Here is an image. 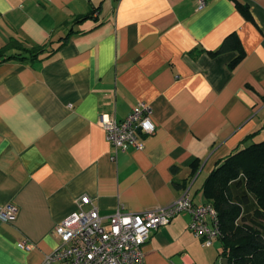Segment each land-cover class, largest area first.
I'll return each mask as SVG.
<instances>
[{"label": "crops", "instance_id": "crops-1", "mask_svg": "<svg viewBox=\"0 0 264 264\" xmlns=\"http://www.w3.org/2000/svg\"><path fill=\"white\" fill-rule=\"evenodd\" d=\"M231 33L245 52L234 69L236 50L210 53ZM42 45L33 60L6 58ZM0 51V205L18 208L0 225V264H43L85 194L101 215L165 206L185 189L208 202L216 163L264 140V0H0ZM140 101L154 131L113 160L99 117ZM189 220L153 230L144 264H222L221 241L203 245ZM24 236L33 249L16 246Z\"/></svg>", "mask_w": 264, "mask_h": 264}, {"label": "built area", "instance_id": "built-area-1", "mask_svg": "<svg viewBox=\"0 0 264 264\" xmlns=\"http://www.w3.org/2000/svg\"><path fill=\"white\" fill-rule=\"evenodd\" d=\"M205 0H199L200 5ZM152 106L144 101L136 103L121 119L101 114L99 124L113 147L111 159L117 152L141 150L143 135L154 131ZM15 203L0 205V225L16 219ZM178 213L190 215L188 229L203 245L209 246L221 235L217 211L211 202L196 203L185 189L170 204L139 212L125 211L121 206L108 215H101L88 195L77 200V207L54 227L59 238L55 250L47 254L43 264H144L143 244L151 232L167 224ZM16 246L29 251L35 247L24 236Z\"/></svg>", "mask_w": 264, "mask_h": 264}, {"label": "trees", "instance_id": "trees-1", "mask_svg": "<svg viewBox=\"0 0 264 264\" xmlns=\"http://www.w3.org/2000/svg\"><path fill=\"white\" fill-rule=\"evenodd\" d=\"M238 9L249 16L245 5L236 2ZM96 7L74 18L77 23L93 17ZM17 41V40H16ZM46 45L23 48L6 58L28 61L45 52ZM236 50L229 62L234 69L244 58L245 52L235 33L225 37L212 55ZM1 56L3 52L0 51ZM196 166H193V171ZM201 191L215 207L221 235L220 256L225 264H264V140L246 147L235 148L222 158L204 179ZM251 211V216L245 212ZM263 228V229H262Z\"/></svg>", "mask_w": 264, "mask_h": 264}, {"label": "rangeland", "instance_id": "rangeland-1", "mask_svg": "<svg viewBox=\"0 0 264 264\" xmlns=\"http://www.w3.org/2000/svg\"><path fill=\"white\" fill-rule=\"evenodd\" d=\"M201 179V177L196 181V183ZM247 216H251V211L245 212ZM264 224V221H261ZM263 229V228H262Z\"/></svg>", "mask_w": 264, "mask_h": 264}, {"label": "water", "instance_id": "water-1", "mask_svg": "<svg viewBox=\"0 0 264 264\" xmlns=\"http://www.w3.org/2000/svg\"><path fill=\"white\" fill-rule=\"evenodd\" d=\"M222 264H225L226 263V259L225 258H222Z\"/></svg>", "mask_w": 264, "mask_h": 264}]
</instances>
